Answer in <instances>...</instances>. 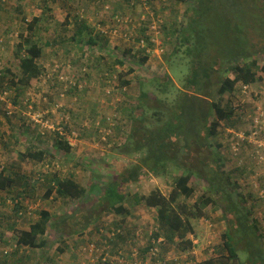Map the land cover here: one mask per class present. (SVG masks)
<instances>
[{"label":"trees","instance_id":"obj_1","mask_svg":"<svg viewBox=\"0 0 264 264\" xmlns=\"http://www.w3.org/2000/svg\"><path fill=\"white\" fill-rule=\"evenodd\" d=\"M44 1L49 4V1L53 3L55 0ZM81 1L87 7L97 8L93 17L99 21V24H92L83 17L76 16L74 22L68 19L64 25L65 30L67 27H71L72 38L61 37V40L55 38L56 40L51 42H42L38 39V35H41L39 31L42 32L43 24L46 21L45 12L42 16L29 21L25 12H22L21 8L18 9L23 19V31H25L19 36L15 50V58L19 61V74L13 75L10 69L0 72L2 74V76L0 74V94L10 91L14 97L10 96L9 101L15 106L21 99L25 106L32 105V110H38L42 106L43 113L48 114L47 117L51 119V124L57 127L60 120L59 127H63L64 135L58 130H50L43 125L48 120L46 116L40 117L39 121L42 123L32 117H22L21 125L11 124L12 129L9 128V137L4 139L3 143L13 140L12 143L15 146L27 147L23 145H27V143L28 146L32 145L33 149H27L24 154L19 152V159L29 160L39 165L45 163L51 156L48 148L50 142L59 151L70 154L74 148L73 145L78 146L80 140L84 141V133L90 131L102 140L105 151H113L120 146L122 148L119 153L121 159L130 156H134L135 159L126 163L118 160L120 158L110 155V159L103 160L106 169L111 174L108 177L111 179L105 187L100 203L91 207L89 213L80 211L79 205L83 204L79 201H85L90 195L99 193L100 187L95 185L85 188L74 178H61L56 173L45 179L47 183L45 199H51L56 195L75 205L70 216L63 217L67 222L65 230L61 226L57 227L56 219L46 210H41L38 213L39 219L29 228L23 229L18 226V223L15 222H19L27 214L25 201L29 196L35 194L39 180L30 181L26 175L16 173L14 169L8 170L0 167L2 169L0 171V210L2 209L1 214L13 219L14 223L9 225V228L14 232L18 247L43 250L48 244L49 230L57 228L61 237L58 253L70 255L71 260L77 264H113L112 256L114 255L122 258L121 261L116 262L117 264H125V258L129 264H139L141 261L135 262L138 259L145 264H161L159 260L163 257L166 264H183L180 259L182 257H177L176 254L165 256L164 253H161L166 244L172 245L178 255L186 254L184 259L187 260L186 264H190L193 261L192 255L198 254L194 250L196 243L194 239L190 238L196 234L194 221L206 218L208 207L217 206L216 202L210 198H203L194 205L187 203L195 194L191 181L193 177H198L208 182L214 196L225 199L226 212L233 215L230 223L237 232L244 237H251V240L246 241V245H250V260L255 259V261L264 264L263 250L258 248L260 247L258 239L255 241L261 232L262 223L264 224V213L259 212L260 216H255V219L250 222L253 213L251 208L248 209L246 206L248 203H253L251 204L252 209H259L257 204L261 203L262 205V201H259L257 196L255 185L252 184L255 192L254 197L252 196V200L249 201L244 195L238 193V184H234L237 190L233 188L232 191V187H228L231 178L229 175L223 177L220 158L215 157V163L218 166L213 171L210 163H207L201 156L203 150H206L207 154H214L215 148L216 150L221 148L219 143L217 147H214L211 142L217 139L220 129L230 128L238 131L240 126L241 128L246 127L244 130L247 129L249 120L246 119L255 110L254 107L249 108L248 105L251 100L259 101L258 96L261 97V92L264 91V65L261 66L259 62V58L264 56V0H194L189 11L185 13L188 14L185 25L184 22L181 24L178 20L170 27L166 24L161 27L164 36L165 52L163 55L166 56V62L171 63L174 56L182 54L187 61L188 73L184 75L180 87L174 85L168 74L162 84L155 80L158 83L160 94L167 96L165 99H160L159 95L153 98L149 97V93L144 90L145 85L141 84L142 94L138 101L129 104H124L123 101L118 103L116 107L118 112H128L129 110L130 114L132 110V114L134 113L133 117L129 119L132 129L127 132V139L126 131L119 127V124H115V126L111 123L113 118H108L105 121L97 120L92 128L89 121L82 120L78 123L75 122L76 120H71L70 126L61 121L71 111V107L67 108L66 104H62L64 99H60V93L66 85L59 79L62 70L53 75L56 80L50 81L47 92H39V97H35L36 101L30 96L25 98L28 95L27 92L30 89H35L36 84L41 83L42 78L48 73L41 62L47 48H51L55 54L65 49L66 56L59 57L65 65L64 68L67 69L68 65L71 66L75 71L73 76H80L81 79L86 78L87 81L91 79V74H94L99 68L101 73L103 64L105 65L104 72L113 75L118 72L119 66L124 67L129 61H132L130 62L132 68L127 73L118 75V87L103 84L104 87L110 89V92L105 94L107 97L116 96L115 93L119 92V89L121 90L119 96L125 93V88L128 90L132 84L129 77L135 73L138 64L141 67L147 64L149 67L151 66V56L147 54V49L152 46L149 44L151 37L148 33L153 21L151 18L142 20L144 15L140 20H135L134 17L138 14L137 3L131 5L127 0H119L117 11L109 9L107 12L101 13L99 11L100 3L97 4V1L100 2V0ZM124 3L126 6L123 5ZM102 4L104 5V1ZM164 7L166 6L164 5ZM45 10L51 11L49 7ZM126 11L132 14L128 26L130 28L136 26L137 30L135 29L134 34L139 31L141 38H137V41L144 40L146 47L127 49L124 56L126 57L128 54V59L115 55L116 60H113L114 65L112 66L107 62L109 58L104 55L110 53L108 49L110 41L104 31L118 26V19L127 18ZM155 12V18H162L157 11ZM107 19L111 23L105 26ZM86 34H88L87 38ZM94 49H98L101 55H98V63L93 67L91 58L95 53ZM87 54L90 55L89 58H86ZM111 56H114V53H110ZM84 61L88 63L85 71H76ZM52 66L55 67L54 64ZM73 71H68L69 73L66 75H70ZM10 75L12 77H9ZM99 79L101 80L102 77ZM104 79L110 80L107 77ZM84 82V80L80 81V83ZM245 86L249 89L246 96L242 93ZM69 88L65 97L69 94L79 97L83 95L85 98L88 96V94L85 95L87 93L85 86L82 88L69 86ZM237 93H240L241 99L232 105L231 99ZM152 102L157 105L153 106ZM56 108L60 109L59 116L52 112ZM138 109L145 115L143 116L142 113L138 115ZM4 112L5 118L8 119L7 122L11 123V115ZM33 113L40 115L37 111H33ZM145 117H148L151 122ZM85 123H89V125L84 126ZM112 128L113 131L110 130ZM71 129L78 131L76 144H72L68 138L71 136ZM115 130L117 132L122 130L124 137L117 135ZM21 142L25 143L21 144ZM205 169L212 171L210 175L204 173ZM170 170L171 172L180 171L182 174L173 178L174 187L168 196L157 188L148 195H132L133 189L145 184L149 177L153 180L160 177L166 178L167 175H171ZM37 174L42 173L37 172ZM253 182L254 180L251 181V183ZM255 182L259 188L264 189L263 178H258ZM91 203L89 202L88 205ZM141 204L157 211V224L151 226L147 237L148 244L143 249L137 246V249L125 252V244L138 242L143 236L141 230L131 233L130 227H128L129 220H125L132 216L133 208H137ZM105 209L106 213L123 217V222L120 221L121 223L117 224L115 229L107 230L96 227L97 222L101 220V213ZM4 210L7 213H3ZM103 213L105 212L103 211ZM3 218L4 216L0 217V226L5 220ZM259 221L261 222L260 226L258 225ZM105 235L110 238L107 239ZM3 237V234L0 233V239ZM222 241V248L215 247L214 255L200 264H236L239 257L233 235L230 232L224 233ZM239 241L245 242L244 239ZM190 258L191 261H188Z\"/></svg>","mask_w":264,"mask_h":264},{"label":"rangeland","instance_id":"obj_2","mask_svg":"<svg viewBox=\"0 0 264 264\" xmlns=\"http://www.w3.org/2000/svg\"><path fill=\"white\" fill-rule=\"evenodd\" d=\"M103 1L104 5L102 4ZM151 1L154 11H157V13L163 17V19L166 21L165 24L169 27L175 21L178 22V20L179 23L182 24L184 22L185 25L188 20V14L186 15L185 13L189 11L191 3L194 2V0ZM98 3H100L101 6L99 8V11L101 13H105L109 9L111 11H117V4H120V1L100 0V2L97 1V4ZM0 4H2L0 5V72H5L7 69H10L13 75L19 74V61L15 58V50L16 45L19 42V36L25 32L23 31L24 27L22 16L20 15L21 13L18 11L19 8H21L22 12H25V15L27 16L29 21L35 17L42 16L45 12L46 21L43 24V28L41 30L42 32L39 31L41 35H38V39L42 42L55 41V38L61 40V37L71 39L73 36V33L70 32L71 27H67L65 30L64 25L68 19L74 22L76 16L83 17L88 22H92V24H99V21H96V19L93 17V14L97 11V8H90L89 6L87 7L86 5H84V3H82L81 0H55L53 3L52 1L51 3L49 1V4H47L44 0H0ZM123 5L126 6V3H124ZM164 5L166 7H164ZM47 7H49L51 11L45 10V8ZM137 11L138 14L134 18L135 20H140L141 17L144 15L145 11L143 10V8H141V6H138ZM125 14L127 17L132 16V14L127 11L125 12ZM110 23L111 21L107 19V24L105 26H108ZM87 35L88 34H86V38ZM108 49L110 50V53H114V56L110 57V53H105L104 55L105 57L107 56V58H109V60L107 61L108 64L111 63V65L113 66L114 61L116 60L115 55L119 56L120 58H124V55H126L127 49H129V47L125 46V44H123L119 40H114L112 43H109ZM60 51L61 52L55 54L51 48L45 49L44 59L41 60V62L44 67L48 70V73L42 78L43 81L41 83H35L36 88L30 89L27 92L28 95L25 98H28L30 96L34 98V101H36L35 97H39V92H47L50 81H52V79L56 80L55 76H53L56 72H61L62 70V73L60 75H66L69 73L68 71H72L68 68H64L65 65L59 57L66 56V52L65 49ZM93 51L95 53L91 60H93L92 63L94 67L95 65H97V58L98 55H101V53H99L98 49H94ZM89 56L90 55L87 54L86 58H89ZM152 56L150 67H141L139 64L138 66H136L135 73L131 74V76L129 77V79H131L132 81L131 86L128 88V90L125 88V93L121 96H119V93H121V90L119 89V92L115 93L117 98L116 96H105L106 90L108 88L106 86L105 88L103 84L106 83L118 87V75H120V73H127L129 69L132 68V64L130 63L132 61H129L128 64H126L124 67L119 66L118 72H115V74L113 75H109L104 72L105 65L103 64V71L101 70L102 74L99 72V68L96 72H94V74H91L92 76L91 79H88L89 81H87L86 78L81 79V77L79 76L80 81H85L83 85L87 87V93L85 95L88 94V96L87 98H85V96L83 95L79 97L76 95L69 94L64 98L62 104H66L67 108L71 107L70 116L73 117L71 118V120H76L75 122L78 123L82 120L89 121L91 123L92 128V126L97 122V120L105 121L108 118H113L111 123L113 125L119 124V127L126 131L125 137L127 139V132L132 129V127L130 128V125L132 123H130L129 119L133 117L134 113L132 114V110L130 114L129 110L128 112H118V108H116L118 106V103H120V101H123L122 103L129 104L138 101L142 94L141 84L145 85L144 90L149 93V97L153 98L154 96L159 95L160 99H165L167 98V96H162L160 94V89L157 84H162V81L165 79L166 74H168L169 77L173 80L174 85L176 87H180L182 85V81L184 80V75L188 73V68L186 66L187 61L185 60L182 54L174 56L172 58L171 63L166 62V56L164 55L157 56L154 54ZM126 57V59L129 58L128 54ZM259 62L261 66L264 65V56L259 58ZM53 64L55 65V67L52 66ZM87 65L88 63L84 61L76 71H84ZM74 72L75 71H73L70 76H72ZM9 77H12V75H10ZM99 77H102V79L100 80ZM106 77L110 80H113H105L104 78ZM155 80H157L158 83ZM86 82L87 84H85ZM257 92L259 94L258 90ZM236 95L237 97H235ZM236 95L231 99L233 101L232 105H235L236 101L241 99L240 93H237ZM10 96L13 95L10 94ZM258 97L260 98L259 101L251 100L250 105H248L249 108L254 107L257 109L258 107H264V91L261 92V97L260 95ZM156 105V103L153 104V106ZM123 106L125 107L126 105ZM8 109L11 111H15L13 114L15 116H11V123L7 122L8 119H6L4 115V111L8 112ZM33 111H37L38 113H40V117H47L48 115L43 113L42 106H40L38 110H32V105L25 106L22 102V99L19 101V104L17 106L13 105L12 102H8L7 105L1 102L0 130L3 131H0V134H2L3 136L6 132H8V126L13 123L20 125V119H22V117H32L34 120H37L38 115H35ZM52 112L54 114L56 113V116L60 115L59 112H55V109H53ZM141 113L143 116L145 115L141 110L138 109L137 114L140 115ZM148 117L145 118H147L148 121L151 122ZM47 122L51 123V119H48L45 124ZM244 128H241V126L238 127V129L240 130H244ZM110 130L113 131V128ZM227 130L231 129L229 128ZM227 130L220 129L217 139L215 141H211L214 147H217L218 143L221 145V148H217L218 152L215 148L216 151L213 150L214 154H207V151L202 149L203 152L201 156L205 161H207V163H210V167L213 171H215L214 169H216L218 166V164L215 163V157L220 158V162L222 163V165L220 166L222 168V172L224 173L223 177L229 175L231 178L228 187H232V191L233 188L237 190L234 184H238V193H241L250 201L252 200L253 194H255V192L253 191L254 186L252 185L251 181L254 180V178L264 179V168H259V166L256 167L253 164H246L242 167L239 166L238 162H236L235 160V157L231 153L229 145L233 137L230 133H228ZM115 132L118 133L117 135L123 136L122 130L121 132H117V130H115ZM4 139L5 138L1 140L2 143L0 141V167H6V169H10L12 168V166L18 165L20 166L19 171L24 173V175H26L30 179V181L39 180L37 188L35 190V194L33 196H29L27 198L28 200L25 201V205L27 207L25 209L27 210V214L19 222H15L18 223V226L23 229L29 228L32 223L39 219L38 213L41 210L49 211L52 214V217L56 219L57 227L61 226L64 230L67 227V222L63 219V217L70 216V213H72V211L74 210L75 205H73L67 199L58 198L56 195H54L51 199H45L44 195L47 190V183L45 179H47V177H52V175L56 173L59 174L61 178H74L75 181H77L80 185L85 188L94 187L95 185L100 187V194H92L87 197L85 201H79L81 202V204H83L79 205L80 211L83 213L87 211V213H89L91 207L98 204V202L100 203L101 198L104 195L105 187L111 179H109L111 174L106 169L103 160L107 161V159H110V155H114L116 158H120L118 160L125 161L126 163H128L132 159H135L134 156H130L128 158L122 157L121 159L119 153L122 148L120 146H117L118 148L113 151H105L104 146L102 145V140L98 138L96 134L87 131L86 133H84V141L80 140L79 145L74 146L70 154H66L65 152L59 151L55 147V145H52V142H50L48 144V148L49 152L51 153V156L45 163L36 165V163L30 161L21 164L18 156H15L14 158L11 157V153L13 152V150H11L12 146H7V143H3ZM24 146L27 147H19L16 150L26 152L27 149H33V146H28V143ZM37 172H40L42 174H37ZM169 172H171V170ZM211 172L212 171H207V169H205L204 173L210 175ZM181 174L182 172L174 170L173 172H171V175L174 176L167 175L166 178L160 177L157 179L155 178L154 180L149 177V180H147L145 184L137 186L133 189L132 195H148L152 190L157 188L164 195L168 196L172 192L174 187L173 178L175 176H180ZM191 186L194 188L195 194L192 198L187 201L189 205H194V203L199 202L203 198H210L214 202H216L217 206L208 207L206 209V218L194 221L196 234L194 237L190 236V238L194 239L196 243L194 250L198 254L192 255L193 261H191V258L188 260L191 261L190 264H200L203 261L210 259L212 255H214L215 247L222 248V236L226 232H230L234 237V244L238 250L239 257L236 264H261V262L255 261V259L250 260V245H246V241L251 240V237H244L243 235L237 232L235 227L231 225L230 221L233 215L231 213L226 212L225 199H222L220 196H214L213 192L209 188L208 182L201 178L193 177L191 181ZM237 198L239 197L237 196ZM89 202L92 203L88 205ZM251 204L248 203L246 205L248 209L251 208L250 210H252L253 213L251 219L249 220L250 222L255 219L256 214H259V209H252ZM1 210L0 217L4 216L3 219L5 220L3 222V225L0 226V233H2L4 236L3 239H0V264H77V262L71 260L72 257L70 255H62L58 253V248L61 245V237L60 232L57 228H51L49 230V233L47 235L48 244L47 247L43 250H32L28 248L23 249L20 247L14 248V244L17 243V240L14 236V232L9 228V225L14 223L13 219H11L12 217L9 218L7 215L1 214ZM103 211L105 213H103ZM103 211L101 213V220L97 222L96 227L110 230L115 229L116 225L121 223L120 221L123 222V217H116L113 213H106V209ZM3 213H7V211L4 210ZM132 213V216L125 219L127 221L129 220L128 227H130L131 233H136L138 230H141V234H143V236L138 240V242H128L127 244H125V252H131L133 249H137V246L143 249L148 244L147 237L148 233L150 232L151 226L153 224H157L156 210L146 208L141 204L137 206V208H133ZM14 221H16V219H14ZM258 225H261L260 221L258 222ZM261 226V232L259 233L260 235H257L255 241L256 239H258V244L260 246L258 248L263 250L264 253V224L262 223ZM261 229L263 230V233ZM106 235L105 237H107ZM109 238L110 236L107 237V239ZM240 239H244L245 242L239 241ZM6 250L10 251L8 257L4 255V251ZM161 253H164L165 256H171L173 254H176L177 257H182L180 259L182 260L183 264L187 263V260L184 259L186 254L178 255L172 245L166 244L163 250H161ZM112 257L113 264L116 262L118 263L122 260V258H119L115 255ZM140 261L142 262V260L138 259V261L135 262L138 263ZM159 262L161 264H166L164 257L160 258ZM124 263L129 264V261L125 258ZM141 264L145 263L142 262Z\"/></svg>","mask_w":264,"mask_h":264},{"label":"built area","instance_id":"obj_3","mask_svg":"<svg viewBox=\"0 0 264 264\" xmlns=\"http://www.w3.org/2000/svg\"><path fill=\"white\" fill-rule=\"evenodd\" d=\"M128 3L131 5H136L137 7L141 6L143 8L144 16L142 20H145V18H151L153 21V24L149 30V35L151 39L149 40V44L152 46H149L147 49V54L150 56L152 55H157V56H162L163 53L165 52L164 50V42H163V33L161 32V27L165 24V21L163 17H158L155 18L156 12L153 9L152 6V1L151 0H127ZM161 16V15H160ZM131 16L125 17V19H118L117 25L113 29L109 31H104V33L107 35V38L109 39L110 43H112L114 40H119L125 46L130 48H137V47H146V43H144V40L137 41V38L141 39L139 37V31L134 34V31L136 29V26L129 27L130 19ZM130 30V32H128ZM137 30V29H136ZM154 57V56H152ZM148 66V64L146 65ZM69 70H72V67L69 65L67 66ZM85 71V69H84ZM83 71V72H84ZM1 74V73H0ZM2 76V74H1ZM50 77V76H49ZM59 79L64 83L65 89L60 93V99L63 100L65 98V93L67 92L70 87L77 88H82L84 85L83 83H80L79 76H70V75H60ZM80 85H79V83ZM69 85V86H67ZM248 87L245 86L243 87V95L246 96L248 94ZM110 89L106 90V93H109ZM10 91L3 92V94H0V101L3 104H7L9 101L10 97ZM8 107V106H7ZM17 109V108H16ZM256 109V108H255ZM264 107H258L256 110L253 111V114L248 115L246 120H249V125L247 129L245 130H238L235 131L233 129L227 130L228 133L232 135V141L230 143V149L232 155L235 157L236 162H238L239 166L242 167L246 164H253L256 167L259 166V168L263 167L264 168ZM9 110V109H8ZM60 109L56 108L55 112H59ZM15 111L9 110L7 113L8 115H13ZM56 114V113H55ZM40 115H38V119L36 120L39 123H42V121H39ZM62 122L65 124H70L72 123L70 114H66L64 116V119H61ZM60 121L57 124V127L54 124L51 123H46L43 124L45 127L49 128L50 130H58L61 132V134L64 135L63 133V127H59ZM89 125V123H85L84 126ZM72 130V129H71ZM77 137H78V131L72 130L71 136H68L70 142L72 144H76L77 142ZM75 146V145H73ZM252 183L255 185V188L257 190V196L259 198V201H262V205L260 203L259 205V212L264 213V189L259 188L257 183L255 182ZM18 244H14V248H17ZM10 251L6 250L5 255H9ZM140 262L139 264H141Z\"/></svg>","mask_w":264,"mask_h":264},{"label":"crops","instance_id":"obj_4","mask_svg":"<svg viewBox=\"0 0 264 264\" xmlns=\"http://www.w3.org/2000/svg\"><path fill=\"white\" fill-rule=\"evenodd\" d=\"M117 5H119V4H117ZM21 125V124H20ZM0 127H1V124H0ZM8 128H10V129H12V127H11V125H9L8 126ZM0 131H3V130H0ZM4 134V133H3ZM9 130H8V132H6L3 136H2V134H0V138L1 137H3V138H7V137H9ZM25 140V139H24ZM0 141H1V139H0ZM12 142H14L13 140H8V141H6L5 143H7V146H12V148H11V150H13V152L11 153V157H17L18 156V158L20 157V154H19V152H21L22 154H24V151H17L16 149L17 148H19V147H21L20 145H18V146H15L14 145V143H12ZM1 143H2V141H1ZM22 143H25V142H21V144ZM23 145H25V144H23ZM16 151V152H15ZM0 152H1V149H0ZM10 156V155H9ZM20 161V163L22 164V163H24V162H30L29 160H22V159H20L19 160ZM12 169H14L15 171H16V173H20V174H22V175H24V173H22L21 171H19L20 170V166H18V165H14L12 168H10V169H8V170H12ZM14 171V172H15ZM59 175V174H58ZM257 206H259L258 204H257ZM255 210V209H254ZM256 216H260L259 214H256Z\"/></svg>","mask_w":264,"mask_h":264},{"label":"clouds","instance_id":"obj_5","mask_svg":"<svg viewBox=\"0 0 264 264\" xmlns=\"http://www.w3.org/2000/svg\"><path fill=\"white\" fill-rule=\"evenodd\" d=\"M6 168V167H5ZM0 170H2L1 168H0Z\"/></svg>","mask_w":264,"mask_h":264}]
</instances>
